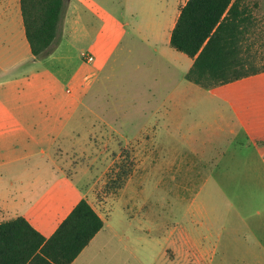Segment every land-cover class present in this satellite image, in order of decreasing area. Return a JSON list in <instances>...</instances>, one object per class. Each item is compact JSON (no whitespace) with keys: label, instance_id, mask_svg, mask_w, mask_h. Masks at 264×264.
Listing matches in <instances>:
<instances>
[{"label":"rangeland","instance_id":"obj_1","mask_svg":"<svg viewBox=\"0 0 264 264\" xmlns=\"http://www.w3.org/2000/svg\"><path fill=\"white\" fill-rule=\"evenodd\" d=\"M182 1L70 0L64 7L73 18L69 34L62 41L58 37L42 63L59 75L82 63L81 53H90L97 79L109 82L111 76L118 86L106 87L104 96H124L120 87L133 83L140 96L147 91L142 86H149L161 101L188 84L183 77L188 57L168 44ZM247 1L258 2L251 13L256 51L264 56V8L261 0ZM130 46L144 56L131 77L142 80L111 74L115 57L124 60ZM154 48L165 58L156 75L150 68ZM134 64L125 61L124 67ZM56 84L54 95L64 96L69 84L62 76ZM200 100L174 104L167 99L154 116V129L135 137L99 131L106 126L90 112L77 113L51 143L38 144L52 169L38 172L30 186H2L4 196L21 213L34 204L29 213L38 219L44 198L63 184L61 179L68 177L83 191L93 185L94 198L107 210V226L93 242L89 264H264V103L230 106ZM139 107L131 106L129 115H139ZM221 117L232 119L233 131L204 126ZM243 125L247 132L240 129ZM124 145L129 148L121 150ZM125 170L127 177L133 174L127 185ZM25 188L28 197L17 199L18 189Z\"/></svg>","mask_w":264,"mask_h":264},{"label":"crops","instance_id":"obj_2","mask_svg":"<svg viewBox=\"0 0 264 264\" xmlns=\"http://www.w3.org/2000/svg\"><path fill=\"white\" fill-rule=\"evenodd\" d=\"M69 1L65 0V7ZM185 2L186 0H183L176 10L175 20L179 8ZM72 20L71 13L65 9L57 39L59 37L62 41L69 34ZM175 20L170 26L169 37ZM134 48L135 46L128 47L124 60L119 61L120 56L115 57L116 65L112 68V75L118 73L119 76L124 75L128 80L143 79L142 76L131 78L135 70L140 69L144 58ZM153 50L157 56L153 62H150V68L156 75L157 71L160 72V59L164 60L165 58L160 56V51L157 48ZM48 56L50 57L51 53L43 58H35L32 55L25 34L20 0H0V222L23 216L37 231L48 237L76 203L85 198L102 218L104 225L71 264H89L93 242L107 226V213H105L107 210L104 208L103 202L94 198L93 185L83 191L82 187L66 177L60 180L63 184L56 187L54 194L44 198L46 201L38 219H35L31 212L29 213V209H32L34 204H30L25 213H21V207L11 201L10 197L4 196L5 188L2 186L25 184L30 186L32 178H35L38 172H43V169L47 168L52 169V162H43V148H38L39 143L43 141L51 143L53 134L55 133L56 136L61 134L71 118L81 112H90L96 121H100L106 126V128H100L99 131L107 129L109 133L115 135L135 137L142 136L145 131L154 129V116L160 113V105L167 99L174 104L196 102L198 99L230 106H246L254 100L264 103V81L260 82L259 80L264 72L216 85L205 89L206 92L200 90V88H204L184 79L188 84H184L179 91L170 92L168 97L162 98L160 101L158 95L151 92L149 86H142L147 91L140 96L134 92L137 87L133 86V83H130L131 85L127 88L120 87L124 89V93H122L124 96L117 97L115 93L113 96H104L103 93L108 94L104 92L106 87L113 90L118 86L112 81L111 76L107 78L109 82L105 80L106 83L97 79L95 66H89L94 61L93 55L91 62L84 61L81 56L82 63L59 75L51 66L42 63ZM130 60L135 63L132 69L130 66L124 67L125 61L129 62ZM63 62L67 63V60H63ZM186 63L188 70L192 59L188 57ZM61 76L69 85L65 88L64 96L59 97L54 94L57 79ZM73 85L76 86L75 90L72 89ZM131 106H142L138 109L137 114L139 115L134 117L129 115ZM139 117H145L146 120L143 124L134 126L132 119H141ZM231 120L227 117L215 118L204 126L208 127L206 128L208 130L222 131L228 128L231 130L229 127ZM240 129L247 132L244 125ZM128 148L129 146L124 145L120 149L127 150ZM130 149L135 148L130 146ZM142 162L143 157L140 158L138 166ZM131 176H128L126 185ZM120 190L122 188L118 192ZM18 191L20 193L17 199L20 197L23 200L28 197V188H25V192L22 189H18ZM12 198L14 200V196ZM32 218L34 219L32 220ZM43 230H47V233H44Z\"/></svg>","mask_w":264,"mask_h":264},{"label":"trees","instance_id":"obj_3","mask_svg":"<svg viewBox=\"0 0 264 264\" xmlns=\"http://www.w3.org/2000/svg\"><path fill=\"white\" fill-rule=\"evenodd\" d=\"M251 5L258 2L186 0L179 8L169 45L192 59L186 81L210 89L264 72ZM20 6L31 53L43 58L57 41L65 0H20ZM123 174L127 178V170ZM103 225L85 198L48 237L23 216L1 221L0 264H71Z\"/></svg>","mask_w":264,"mask_h":264},{"label":"built area","instance_id":"obj_4","mask_svg":"<svg viewBox=\"0 0 264 264\" xmlns=\"http://www.w3.org/2000/svg\"><path fill=\"white\" fill-rule=\"evenodd\" d=\"M81 56L86 62H91L93 60V56L91 54L82 53Z\"/></svg>","mask_w":264,"mask_h":264}]
</instances>
